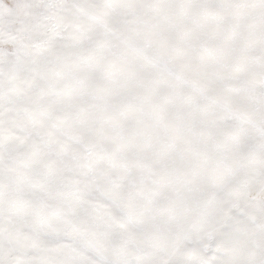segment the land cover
Instances as JSON below:
<instances>
[{
  "label": "snow or ice",
  "instance_id": "snow-or-ice-1",
  "mask_svg": "<svg viewBox=\"0 0 264 264\" xmlns=\"http://www.w3.org/2000/svg\"><path fill=\"white\" fill-rule=\"evenodd\" d=\"M0 264H264V0H0Z\"/></svg>",
  "mask_w": 264,
  "mask_h": 264
}]
</instances>
